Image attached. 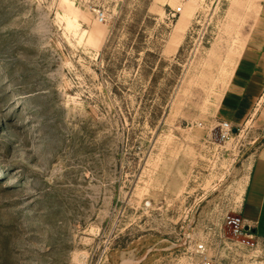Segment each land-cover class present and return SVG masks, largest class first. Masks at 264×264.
Returning a JSON list of instances; mask_svg holds the SVG:
<instances>
[{"label": "rangeland", "instance_id": "374dc122", "mask_svg": "<svg viewBox=\"0 0 264 264\" xmlns=\"http://www.w3.org/2000/svg\"><path fill=\"white\" fill-rule=\"evenodd\" d=\"M257 12L0 0V264H192L199 242L217 264H264V239L228 219L264 92L226 139L215 116Z\"/></svg>", "mask_w": 264, "mask_h": 264}, {"label": "crops", "instance_id": "0c3cea01", "mask_svg": "<svg viewBox=\"0 0 264 264\" xmlns=\"http://www.w3.org/2000/svg\"><path fill=\"white\" fill-rule=\"evenodd\" d=\"M264 92V0H258L256 22L215 111L218 123L234 127L258 115ZM238 215L253 234L264 239V145L256 153L243 189Z\"/></svg>", "mask_w": 264, "mask_h": 264}, {"label": "built area", "instance_id": "2783aa9c", "mask_svg": "<svg viewBox=\"0 0 264 264\" xmlns=\"http://www.w3.org/2000/svg\"><path fill=\"white\" fill-rule=\"evenodd\" d=\"M180 11V10H177ZM176 14H174L175 16ZM101 23L105 21L103 13L97 14ZM221 136L226 139L233 134V129L238 127L232 126L230 123L222 122L219 124ZM229 224L233 227L236 235L249 234L251 229H246L247 226L241 217H229ZM192 264H217V258L209 253V246L206 242H199L193 247V262Z\"/></svg>", "mask_w": 264, "mask_h": 264}, {"label": "water", "instance_id": "95a60500", "mask_svg": "<svg viewBox=\"0 0 264 264\" xmlns=\"http://www.w3.org/2000/svg\"><path fill=\"white\" fill-rule=\"evenodd\" d=\"M238 132V129L237 128H234L233 129V133H237ZM246 229H248V228H246Z\"/></svg>", "mask_w": 264, "mask_h": 264}, {"label": "bare ground", "instance_id": "6f19581e", "mask_svg": "<svg viewBox=\"0 0 264 264\" xmlns=\"http://www.w3.org/2000/svg\"><path fill=\"white\" fill-rule=\"evenodd\" d=\"M100 21V20H99Z\"/></svg>", "mask_w": 264, "mask_h": 264}]
</instances>
